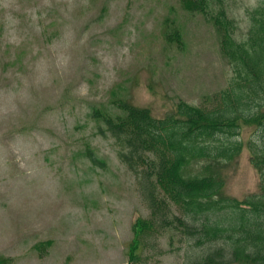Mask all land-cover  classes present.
Wrapping results in <instances>:
<instances>
[{
  "label": "rangeland",
  "instance_id": "obj_1",
  "mask_svg": "<svg viewBox=\"0 0 264 264\" xmlns=\"http://www.w3.org/2000/svg\"><path fill=\"white\" fill-rule=\"evenodd\" d=\"M183 2L0 0L4 264L184 263L173 231L144 235L140 261H128L133 223L149 211L120 146L91 116L118 114L116 103L127 102L164 118L179 102L198 106L227 87L217 32ZM259 3L224 0L236 40ZM175 31L181 43L166 39ZM225 170L227 197L259 191L247 150Z\"/></svg>",
  "mask_w": 264,
  "mask_h": 264
},
{
  "label": "trees",
  "instance_id": "obj_2",
  "mask_svg": "<svg viewBox=\"0 0 264 264\" xmlns=\"http://www.w3.org/2000/svg\"><path fill=\"white\" fill-rule=\"evenodd\" d=\"M183 7L217 32L232 72L227 87L198 106L179 102L164 118L127 102L116 103L118 114L91 115L120 146L118 158L149 211L133 223L128 261H140L144 235L173 231L183 241V264H264V0L249 12L241 41L224 0H184ZM166 39L181 43L177 31ZM244 149L259 191L238 200L224 195L225 169Z\"/></svg>",
  "mask_w": 264,
  "mask_h": 264
}]
</instances>
